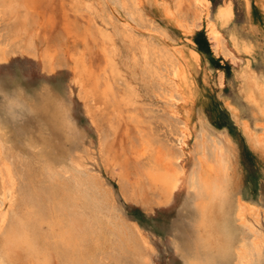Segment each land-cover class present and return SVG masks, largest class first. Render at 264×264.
<instances>
[{"label": "bare ground", "instance_id": "obj_1", "mask_svg": "<svg viewBox=\"0 0 264 264\" xmlns=\"http://www.w3.org/2000/svg\"><path fill=\"white\" fill-rule=\"evenodd\" d=\"M147 1L69 0L75 14L90 15L94 26L89 32L96 35L106 53L101 73L92 75L84 61L81 36L77 29L71 30L67 51V65L72 72L70 82L77 87L78 97L95 129V147L92 149L95 152L88 153L87 157L79 151L61 157L42 153L24 160L9 146L3 133L6 129L2 131L0 127V212L6 217L0 231V261L4 264H125L124 257H127L126 264H138L141 254L146 255L152 264L155 253L152 239L139 229V224L138 227L124 219L117 209L115 193L106 187L101 174L87 163L88 159L92 161L94 158L95 161L97 158L103 167L110 169V175L117 178L122 197L127 201L135 200L133 184L127 183L118 165L112 164L109 151L123 110L132 114L151 92L160 107L178 120L175 142L179 149H165L161 144L156 149L146 140L139 157L144 159L146 155L148 162L142 169L146 172L149 187L158 192L159 203L173 199L182 178L186 177L194 212L187 246L178 249L183 264H220L231 257L234 264H264L262 243L255 227L259 210L252 202L238 196L231 220L227 207L229 199L227 195H219L221 191L225 192L227 179L226 141L215 135L207 139L204 129L196 134L198 124L200 127L203 124L201 115L197 118L198 123L194 121L199 96L196 73L201 65L200 61L191 59L195 44L192 41L189 46L188 39L167 44V37L159 30L153 32L157 41L139 36L137 33L141 27L135 20L136 5L142 7ZM50 2L0 0V9L3 10L0 14L18 19L21 10L43 12ZM194 2L197 9L191 18L178 13L179 3L176 1L152 0V5H157L152 11L157 10L159 17L185 36L194 33L202 22L206 24V35L214 56L230 59L237 65L238 93L245 99L246 112L253 121L251 124L241 122L244 131L254 144L264 145V71L254 67L256 59L251 40L237 35L234 27L227 29L233 19L227 18V5L232 0H224L217 8L216 12L222 7L226 9L221 20L216 19V14L215 20L211 19L209 10L200 6L203 0ZM113 17H118L122 23L118 25ZM22 23L18 31V36L24 39L21 53L40 59L44 69L53 71L51 53L40 50L33 34L26 31L25 20ZM210 23L212 28L208 27ZM144 29L148 33L153 31ZM185 29H188L187 33ZM8 54L6 48L0 47V62L7 60ZM199 56L201 58L200 53ZM151 76L160 82L154 90L148 84ZM221 76L220 73L222 85L224 78L221 81ZM54 100L52 96L46 98V106L51 110L49 117L56 122L63 121L64 134L74 139L77 129L67 121L66 107L64 104L59 107ZM227 106L237 115V104ZM157 151L159 157L155 158ZM185 158L193 159L188 172L182 164ZM8 201H11L10 206H6ZM238 227L242 229L241 237L237 234ZM145 242L147 248H144Z\"/></svg>", "mask_w": 264, "mask_h": 264}, {"label": "rangeland", "instance_id": "obj_2", "mask_svg": "<svg viewBox=\"0 0 264 264\" xmlns=\"http://www.w3.org/2000/svg\"><path fill=\"white\" fill-rule=\"evenodd\" d=\"M170 1L179 3L178 13L181 16L188 18L195 16L197 8L194 0ZM223 1L212 0L216 11ZM232 3L235 4L234 15L227 29L234 27L237 35L246 36L251 40L252 53L256 59L254 67L264 71V35L260 32L261 25H264V0H252V8L244 9L243 12L240 9L241 0H232ZM151 5L152 0H148L142 7H136L135 20L142 30L147 28L153 31L148 33L144 29L142 34L140 29V34H137L157 41L154 31L159 30L161 35L167 37V44L186 42L185 35L159 17L157 10L152 11ZM144 6H148L146 11H143ZM173 7L176 8L175 5ZM2 12L3 10L0 9V13ZM209 13L211 19L215 20V12L209 11ZM122 14L125 15L124 12ZM114 19L118 25L122 23L119 22L118 17H113ZM23 20L26 22V31L33 34L40 50L51 53L55 68L53 71L44 69L40 59L21 53L20 47H22L24 39L18 36V31L23 25ZM93 26L90 15L88 13L75 14L70 7L69 0H51L43 12L21 10L18 19H11L5 13L0 14V47L6 48L9 53L7 60L0 62V127L2 131L6 129L3 133L9 146L22 159H33L42 153L52 157H61L68 153L73 155L76 151L87 157L88 153L95 152L92 149L95 147L96 132L90 123L83 102L78 97L77 87L73 82H70L72 81V72L67 65L70 32L72 29H77L81 36L80 42L84 44L82 45L85 49L84 61H86L89 72L92 75L101 73L106 63V53L96 35L89 32ZM224 30L226 31V29ZM206 34V24L202 22L194 33L186 35L187 39L194 42L202 60L198 68L199 72L196 73L199 96L194 109V112H197L194 113V121L198 123L197 120L201 115V124L203 125L200 127L198 124L196 134L199 135L204 129L207 139L211 135H215L226 141L228 171L224 188L229 199L228 213L232 220L234 204L238 196L256 206L259 210L258 221L255 223L256 235L262 243L264 256V152H262V145L254 144V141L247 136L241 123L248 121L251 124L253 121L246 112L245 99L238 93L235 78L237 65L233 64L230 59L223 60L221 57H215ZM212 56L213 58H211ZM13 59L16 60L13 61ZM28 60L30 63H27ZM25 63L29 65L26 66ZM39 67L40 69H38ZM220 73L224 78L223 86L219 82ZM159 83V80L153 76L148 80V84L153 90L158 87ZM50 96L55 99L54 103L59 107L62 104L66 107L67 121L77 129V137L74 139H69L64 134L65 129L62 125L65 123L63 121L56 122L55 119L49 117L51 110L46 106V98ZM155 100L156 98L151 92L148 98L144 97L142 102L135 107L132 114L123 110L109 151L112 164L118 165L126 182L133 184L135 200L128 199L127 201L122 197L117 178L110 175V169L103 167L97 158L95 161L94 158L92 161L88 159L87 163L101 174L106 187L115 193L117 209L124 219L130 224L137 226L139 224V229L146 232L152 239L155 248L152 264H183L178 249L181 250L187 246L194 212L192 194L188 191L186 177L182 178L178 192L172 196L173 199L167 203H159L158 192L149 187L146 172L142 169V166L148 162L146 155L144 159L139 157L146 140L151 142L156 149L159 148L157 147L159 144L165 149H179L175 142L177 141L178 120L168 115L160 107L161 104ZM229 103L238 105L237 115L231 113L227 106ZM55 108L53 107V109ZM189 145L191 146V143ZM156 154L154 153L155 158L159 152L157 151ZM192 160L185 158L182 162L187 172ZM189 161L190 163H188ZM133 200L135 203L131 202ZM138 219L143 220L142 226ZM147 220L151 223H148ZM237 230L238 237H241L242 229L238 227ZM123 263H127V257L126 259L124 257ZM220 264H234V259L231 257Z\"/></svg>", "mask_w": 264, "mask_h": 264}, {"label": "snow or ice", "instance_id": "obj_3", "mask_svg": "<svg viewBox=\"0 0 264 264\" xmlns=\"http://www.w3.org/2000/svg\"><path fill=\"white\" fill-rule=\"evenodd\" d=\"M125 7H127V5H124ZM201 7L203 8H206L208 9L210 12H215L216 14V19L217 20H221L224 15H225V11L226 9L224 7H222L219 12H216V9H215V5L214 3L212 2V0H203V3L200 5ZM137 8H140L141 6L139 4L136 5ZM147 7L148 6H144V9L143 11H146L147 10ZM151 7L153 9H155L157 7V5L153 4L151 5ZM235 8V4L234 3H229L227 5V18L229 20H231L233 18V15H234V10ZM252 8V0H241V4H240V9H241V12H243L244 9H251ZM170 15V13H169ZM209 28H212V25L211 23L208 25ZM188 32V29H185V33ZM260 32L262 35H264V25H261L260 27ZM214 35H218V33L216 32H213ZM185 39H187V36L184 37ZM192 44V40L188 39V45L191 46ZM191 59L192 61H200L202 63V60L199 56V53H198V50L197 49H193L192 52H191ZM221 81L223 80V76L220 77ZM223 86V85H221ZM175 114V113H173ZM262 152H264V145H262ZM219 195L221 196H224V195H227L226 192H223L221 191L219 193ZM132 203H135V201H131ZM11 204V201H8L6 206H10ZM6 219V217L4 216V214L2 212H0V231L3 230V227H4V220ZM148 247V244L145 242L144 244V248H147ZM0 264H4L3 261H0ZM138 264H150V261L148 260L147 256L146 255H143L141 254L138 258Z\"/></svg>", "mask_w": 264, "mask_h": 264}]
</instances>
